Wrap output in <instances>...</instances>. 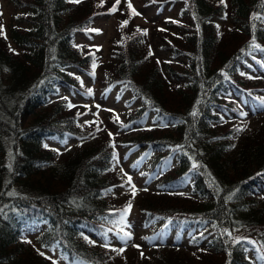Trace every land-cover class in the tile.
Returning a JSON list of instances; mask_svg holds the SVG:
<instances>
[{"label":"trees","instance_id":"trees-1","mask_svg":"<svg viewBox=\"0 0 264 264\" xmlns=\"http://www.w3.org/2000/svg\"><path fill=\"white\" fill-rule=\"evenodd\" d=\"M9 1V25L0 1V264H55L36 247L72 264H264V122L234 139L264 102V0H147L176 9L151 27L135 26L124 0L114 12L116 0ZM101 16L121 29L104 60L81 39ZM96 69L103 90L139 101L119 124L150 113L161 122L118 139L139 148L153 180L124 205L119 187L129 184L108 131L60 161L47 145L85 138L84 106L51 97L63 87L89 96L82 81ZM131 220L143 244L121 255L113 249ZM31 235L36 247L23 241Z\"/></svg>","mask_w":264,"mask_h":264},{"label":"rangeland","instance_id":"rangeland-1","mask_svg":"<svg viewBox=\"0 0 264 264\" xmlns=\"http://www.w3.org/2000/svg\"><path fill=\"white\" fill-rule=\"evenodd\" d=\"M111 1V0H110ZM115 1V0H114ZM123 1V0H121ZM147 0H131V3L133 7L136 9L140 15H132L131 11L129 12V16L133 19V23L135 26H145V27H151L153 23L166 26V22H164V16H170L176 14V9L174 7H171L170 5H166L165 7L157 5V4H148L146 3ZM97 0L95 1V3ZM2 3V12H3V19L5 20L6 24H10L12 20L15 17L14 8L12 3L9 0H1ZM128 0H124V4L127 5ZM116 4V3H115ZM163 7V8H162ZM122 20V19H121ZM123 21V20H122ZM223 23H226L228 21L222 20ZM120 20L117 18V16H101L98 18V22H96L95 26L93 27V30H99L96 31V33L93 35L92 38H89L88 36H81L82 40L84 41L83 44H89L93 45L94 48H96L99 51V56L102 58V60L107 59L109 57L110 48L112 46L113 40L116 38H119L121 35V29H120ZM141 27H138L140 29ZM137 31L133 32V34H136ZM123 37H125V34L123 33ZM157 54H159V51L155 50ZM162 55V53H160ZM97 71L92 75H86V77L83 78V86H85L89 90H91V94L86 95L81 92H73L70 90H61V93L54 94L52 97V100H61L65 99L70 104H81L84 107L82 110V117L80 120L85 124V132L86 136L85 138H72V136H68L65 140H59L56 138H52L49 140V144L54 148L58 153L56 160L60 161L62 160V156L65 153H69L72 151H75L78 148L83 147L84 145H87L88 142H93L97 140L100 136H104L107 131L108 134H112L113 143H115L116 146V157L119 161L117 163L116 160V171H120L124 177L127 179L128 176H131V185H135L136 194L140 193L144 189H147L150 187L152 183V179L150 178V175L147 174V171L142 168V166H139L141 164L136 163V158H133L130 160L129 156L133 155L134 152H137L139 148H137L135 151L133 150L127 155L126 146L117 143L118 139H125L128 138L130 135L123 133L124 130H138V129H146L147 127H153L157 123L160 124V120L156 119L154 114L150 113L147 115L145 119H142L141 121L137 122L136 124H133L131 126H123L119 124V121L127 122L128 121V115L130 111L136 110L140 107L138 100H133L132 97L128 96L127 94L120 95L116 89L106 90L102 88V85L100 84V78L99 73L100 70L96 69ZM263 114H260L259 116H256L255 114L251 115L250 118H247L244 121V124H242V127L240 133L234 137L239 142V138L250 131L251 129L258 128L262 122H264V112ZM119 117L117 120L116 118ZM99 129V130H98ZM89 131V132H87ZM126 135V137H125ZM117 144V145H116ZM154 154V151L149 152L146 156V159L144 162L148 159H150ZM138 165V167H137ZM121 168L123 169V172L121 171ZM142 169V170H141ZM127 173V175H125ZM129 184V186H123L119 187L120 189V196L117 197L119 199V204L124 205L128 202V200L134 201L136 200V197L133 198L132 195V186ZM188 185L184 186L181 190L187 191ZM135 194V195H136ZM130 195V199H127L126 197ZM127 199V200H126ZM125 201V202H124ZM135 206L131 208V213L133 214L135 211ZM132 221V220H131ZM129 227H127L125 230H127L128 233L131 234V239L127 241V243H123L122 241L119 242L120 245L115 246V249L124 248L123 252H118L121 255H125L128 253L127 249L130 242L135 243H142V236L139 234L140 232V226H134V220L131 222ZM138 225V224H137ZM31 238H25L23 241L27 243L28 246H35L37 242V238L33 235L30 236ZM116 242V240H114ZM114 242H110V244L116 245ZM128 244V245H127ZM39 253H43L44 256L50 258L53 260L56 264H71L68 259L61 255V253L55 249H48L43 247H36ZM79 264V263H75Z\"/></svg>","mask_w":264,"mask_h":264},{"label":"snow or ice","instance_id":"snow-or-ice-1","mask_svg":"<svg viewBox=\"0 0 264 264\" xmlns=\"http://www.w3.org/2000/svg\"><path fill=\"white\" fill-rule=\"evenodd\" d=\"M69 2L80 3L81 0H69ZM120 2H121V0H116V5H114L113 8L110 9V12H114V11H116V10H117V7H116V6L119 5ZM221 3H224V0H221ZM225 6H226V5H225ZM127 7L131 10V14H132V15H140V13H138V12L136 11V9L133 7V5H132V3H131V0H128ZM127 23H128L127 20H125V21L122 22L123 25H126ZM96 31H99V30H96ZM161 31H164V30L161 29ZM143 34L146 35V34H147V31L144 30V31H143ZM262 51H264V49H262ZM150 54H151V53H150ZM158 63H159V61H158ZM93 67H95V63L93 64ZM89 94H91V90H89ZM68 106H69V107H72L71 104H69ZM191 115L195 116V115H196V112L194 111L193 113H191ZM242 115H246V113H242ZM116 119L118 120L119 117H117ZM165 126H167V125H165ZM98 130H99V129H98ZM241 130H242V129H237V131H241ZM109 135L111 136L112 134L109 133ZM112 146L115 147L114 144H113ZM233 147H234V146H233ZM113 159H114V160H117V157H116L115 152L113 153ZM118 162H119V161L117 160V163H118ZM194 167H196V165H194ZM121 171L123 172V169H122V168H121ZM125 175H127V173H125ZM258 175H259V174H258ZM131 180H132L131 176H128L126 182H127L128 184L131 185ZM131 186H132V189H133V191H132V195H133V198H134V197H135V194H136V189H135V185H131ZM145 190H146V189H145ZM231 198H232L231 196L228 197V199H231ZM130 209H131V202L128 203L127 208L125 209L124 213H122L121 221H120L121 223H124V217L127 216V214H128V212L130 211ZM121 231L123 232V235L120 236V239H121V241H122L123 243L126 244L127 241L131 239V234L128 233V232H124L123 229H121ZM229 235H230V233H229ZM104 246H105V247H108V244L106 243ZM133 247H137V248H139L140 246H139V245H133ZM113 250L118 251V252H123V251H124V248H120V249H118V250H117V249H113ZM40 254H41V255H44L43 253H40ZM141 255L143 256V253H141Z\"/></svg>","mask_w":264,"mask_h":264},{"label":"bare ground","instance_id":"bare-ground-1","mask_svg":"<svg viewBox=\"0 0 264 264\" xmlns=\"http://www.w3.org/2000/svg\"><path fill=\"white\" fill-rule=\"evenodd\" d=\"M61 90H70L69 88L67 89L66 87H63V88H57V90H55L56 92V94H59V93H61ZM158 124V123H157ZM72 138L74 139V138H76V139H79L80 138V136H78V135H73L72 136ZM115 145V144H114ZM117 145V144H116ZM122 145H124V146H126V150H127V155L130 153V152H132L133 150L135 151L136 149L134 148V149H132L129 145H127V144H122ZM114 150L116 151V146L114 147ZM149 152H152V151H149ZM148 152V153H149ZM140 153L141 152H139V151H137V152H134L133 153V155H130L129 156V158H130V160L131 159H133V158H137L139 155H140ZM147 153V154H148ZM146 154V155H147ZM154 155H158V152H156L155 150H154ZM153 155V156H154ZM163 162H165L164 160L162 161V163H160L162 166H163ZM136 163H137V161H136ZM138 164V163H137ZM116 165V164H115ZM142 165V164H141ZM141 165H139V166H141ZM137 167H138V165H137ZM183 186V185H182ZM182 189V188H181ZM61 255H63L62 253H61ZM64 256V255H63ZM66 257V256H65ZM53 261V260H52ZM54 262V261H53ZM55 263V262H54ZM56 264V263H55ZM72 264V263H71Z\"/></svg>","mask_w":264,"mask_h":264}]
</instances>
